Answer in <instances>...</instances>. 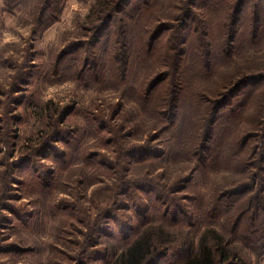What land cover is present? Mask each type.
Returning a JSON list of instances; mask_svg holds the SVG:
<instances>
[{
	"label": "rangeland",
	"instance_id": "1",
	"mask_svg": "<svg viewBox=\"0 0 264 264\" xmlns=\"http://www.w3.org/2000/svg\"><path fill=\"white\" fill-rule=\"evenodd\" d=\"M47 1L0 0V264H106L103 255L109 240L103 232L115 234L112 244L118 249L132 239L143 220L138 208L133 207L143 192L136 188L127 191L128 184L119 188L116 210L108 215L114 218L110 222L99 220L103 232H94L100 239L96 253L101 252L103 259L91 261L85 256L88 244L84 235L89 234V229L81 224L94 219L92 206L104 208L106 185L111 181L120 185L128 174L139 185L151 182L149 186L158 193L170 179L193 177L194 183L188 184L186 190L171 196L174 202L181 203L178 209L189 216L196 207L188 199L199 190L205 198V192L225 183L234 170L216 171L208 179L195 171L196 165L184 153L169 157L178 148L166 146L169 133L161 137V132L150 130L160 124L151 118L150 108L127 95L128 86L120 83L122 65L115 64L112 70L105 71L106 58L98 47H108L105 39L113 38L125 11L142 0H129L124 10L113 15L104 33L87 19L93 0ZM167 1L160 2V12L173 13L181 17L180 24L185 23L191 9L187 0H170L171 7L165 8ZM250 6V2L243 5L241 19H245ZM168 35L164 32L160 39ZM98 54L102 57L99 68ZM140 75L139 71L136 79ZM207 83L199 81L194 85L201 87V92H205L203 87L216 91V85ZM251 90L248 86L240 89L231 106L220 109L217 115L227 116L230 109L245 102ZM253 107L249 112L255 120ZM260 111L258 125H264L260 119L264 105ZM191 125L184 119L178 134ZM253 134L257 135L256 131ZM128 143L135 150L127 149ZM136 145L143 147L137 149ZM260 145L257 142L255 149ZM154 195L150 193L152 200L148 204H153ZM157 205L161 208L160 203ZM127 206L130 210H124ZM166 210L168 219L176 216L169 206ZM232 213L236 214L234 210ZM203 219L201 232L221 231L218 224ZM219 221L229 233L226 250L238 251L248 264H264V231L256 239L258 250L251 252L245 243L249 221L236 234L231 233L234 228L226 217ZM190 229L194 231V227ZM165 230L163 234L171 240L183 242L189 228ZM197 240L198 236L190 241L194 250ZM83 247L84 257L79 261ZM180 251L169 253L158 264H175Z\"/></svg>",
	"mask_w": 264,
	"mask_h": 264
},
{
	"label": "trees",
	"instance_id": "2",
	"mask_svg": "<svg viewBox=\"0 0 264 264\" xmlns=\"http://www.w3.org/2000/svg\"><path fill=\"white\" fill-rule=\"evenodd\" d=\"M161 1L142 0L125 11L113 38L107 36L105 39L108 47L104 45L97 49L106 58L105 71L112 70L115 64L122 65L120 83L128 86L127 95L150 108L151 118L160 124L150 130L161 132V137L169 133L166 146L178 148L169 152V157L184 153V157L196 165L195 171L208 179L210 174L223 169L234 170V175L205 192V198L199 190L188 199L196 207V213L189 216L178 209L181 203L174 202L171 196L186 190L188 184L194 183L193 177L170 179L158 191L160 195L149 186L151 182H140L139 185L128 174L120 185L116 180L111 181L106 185L104 208L92 206L95 220H83L81 224L89 229V234L84 235L88 244L85 256L91 261L106 257V264H158L169 253L180 249L175 264H248L238 251L229 252L224 248L230 242L229 233L219 220L226 217L232 222L231 233L234 234L249 221L250 229L245 227L249 232L245 243L251 252L258 250L256 239L262 237L264 231V125H258L264 105V97L261 98L264 93V0H187L191 9L186 14V24H180L181 17L173 13L160 12ZM169 1L165 8L171 7ZM244 2H250L251 6L244 14L245 19H241ZM129 4V0H93L87 19L94 28L100 26L104 33L113 15ZM106 18L109 20L105 21ZM164 32L169 35L161 40ZM98 42L99 39L95 45ZM97 57L99 68L102 57L99 54ZM139 71L142 75L138 80ZM199 81L212 82L216 91L203 87L205 92H201V87L194 85ZM247 86L252 90L245 95V102L220 118L218 111L231 106L237 92ZM252 105L256 110L255 120L250 117ZM261 117L264 124V112ZM188 118L192 122L190 129L178 134L184 119L189 123ZM257 142L261 144L259 149L254 147ZM128 144L127 149L135 150L133 144ZM141 147L136 145L137 149ZM142 159L146 160L145 157ZM155 177L159 179V174ZM126 184L129 185L127 191L136 188L143 192L137 204H133L143 220L132 239L115 249L112 244L115 234L103 232L99 220L104 218L110 222L112 216L108 215L116 210V202H119L117 190ZM150 193L155 194L153 204H148L152 200ZM159 203L164 209L157 205ZM168 206L173 213L177 212L174 218L172 215L168 219ZM126 209L130 210L128 206L124 207ZM179 214L183 218L179 219ZM204 217L218 224L221 231L218 234L201 232L200 223ZM167 227L174 230L188 227L185 233L188 236L183 242L171 240L163 234ZM190 227H194V231ZM95 231L97 235L103 232L109 240L105 243L103 257L99 255L101 252L96 253L100 239L94 235ZM197 236L194 250L190 241ZM91 246L94 248L90 249ZM83 250L84 247L80 249V256Z\"/></svg>",
	"mask_w": 264,
	"mask_h": 264
}]
</instances>
